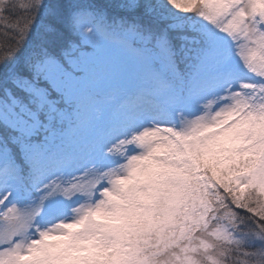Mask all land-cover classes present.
<instances>
[{"label": "snow or ice", "instance_id": "snow-or-ice-1", "mask_svg": "<svg viewBox=\"0 0 264 264\" xmlns=\"http://www.w3.org/2000/svg\"><path fill=\"white\" fill-rule=\"evenodd\" d=\"M0 264H264V0H0Z\"/></svg>", "mask_w": 264, "mask_h": 264}]
</instances>
